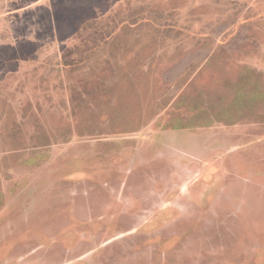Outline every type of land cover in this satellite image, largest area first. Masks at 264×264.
<instances>
[{
    "label": "rangeland",
    "instance_id": "374dc122",
    "mask_svg": "<svg viewBox=\"0 0 264 264\" xmlns=\"http://www.w3.org/2000/svg\"><path fill=\"white\" fill-rule=\"evenodd\" d=\"M0 264H264V0H0Z\"/></svg>",
    "mask_w": 264,
    "mask_h": 264
}]
</instances>
